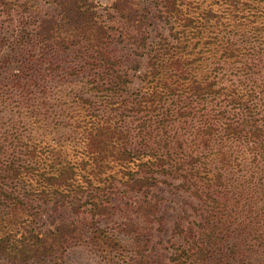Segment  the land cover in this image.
Here are the masks:
<instances>
[{
  "label": "trees",
  "instance_id": "trees-1",
  "mask_svg": "<svg viewBox=\"0 0 264 264\" xmlns=\"http://www.w3.org/2000/svg\"><path fill=\"white\" fill-rule=\"evenodd\" d=\"M156 1L171 15L180 14L186 4L185 0ZM48 2L57 6L58 15L35 21V29L24 33L14 54L21 52L23 56L38 49L41 63H47L45 57L53 59L50 54H74L83 66L100 70L99 76L109 74L111 80L119 65L110 53L109 45L115 38L95 2ZM145 4L146 0H114L118 41L147 48L151 24ZM32 8L21 0H0V13L7 10L11 14L21 9V15H25ZM186 22L183 24L186 28L199 29L192 19L186 18ZM210 34L211 39L205 44L211 54L209 58L201 57L206 59L202 63L187 51L188 44L177 48L164 44L156 53H147L149 87L140 103L128 107L130 115L115 100L122 84L118 74L110 86L88 88L79 94L88 119L78 122L87 134L88 160L69 166L59 177L46 179L51 185L68 190L75 187L80 166H92L96 175L119 167L120 179L113 181L125 187L119 194L123 195L129 213L124 214L126 219L118 227L131 233L135 243L133 252L128 250L131 257L126 264H158L150 259L140 238L146 228L159 220L162 198L153 189L167 183L169 178L180 181L179 188L198 201L197 205L189 202L197 217L195 223L187 228L179 223L177 227L180 235L193 238L192 246L173 244L169 264L211 261L223 264L225 255H218L234 226L233 220H239L236 215L240 208L255 211L252 212L255 217L264 222V63H257L253 49L242 48L246 46L243 35L226 29ZM195 48L196 43L192 49ZM203 63L210 68L204 69ZM26 80L38 79L27 76L19 79ZM19 89V102L27 103L34 117L48 120L51 110L48 89L41 86ZM97 92H107L99 107L93 101ZM130 116L135 117L133 122ZM3 196L0 218L4 213L11 218L0 219V225L12 220L17 229L0 237V257L11 263L56 262L60 252L79 245L89 246L107 258L121 256L129 247L100 226L96 217L111 211L93 198L88 200L91 219L61 221L52 230L43 232L37 231L32 218L39 215L35 210L40 205L9 193ZM72 208L77 214L84 212L79 204L73 203ZM184 210L187 214V209ZM235 252V248H230L227 258Z\"/></svg>",
  "mask_w": 264,
  "mask_h": 264
},
{
  "label": "rangeland",
  "instance_id": "rangeland-1",
  "mask_svg": "<svg viewBox=\"0 0 264 264\" xmlns=\"http://www.w3.org/2000/svg\"><path fill=\"white\" fill-rule=\"evenodd\" d=\"M93 1L115 38V42L109 45L110 53L112 58L119 61L116 67L118 73L115 72L114 77L120 75L118 80L122 83L115 100L122 103L121 109L127 115H130L128 107L140 103L145 89L149 87L147 53H156L164 44L176 48L188 44L190 46L187 51H190L193 58L201 59L202 63L206 61L202 58H209L211 54L205 44L211 39L210 33L226 29L232 31V34L243 35L246 46L242 48L253 49L257 63H264V0H185L182 12L173 15L156 0H146L151 24L146 49L138 48L128 41H118L119 35L115 34L118 17L112 8L114 0ZM21 2H27L33 8L25 15H21V9L14 10L11 14L7 10L0 13V199L4 198L5 193H9L31 199L36 205H40L35 210L39 215L32 218L37 231L45 232L52 230L61 221L91 219L93 216L87 212L91 207L88 200L93 198L95 203L100 202L111 211L107 215L96 217L100 226L129 246L123 255L107 258L89 246L79 245L62 254L60 252V258L56 262L42 260L30 261L29 264H126L135 243L131 233L122 232L118 227L129 213L126 211L123 195L119 194V191H125V187L113 181V178L120 179L117 173L119 167L96 175L92 166H80L77 169L79 176L77 175L73 185L75 187L68 190L57 188L46 180L59 177L69 166L80 165L82 160H88L85 151L87 134L85 127L79 128L78 123L88 119L83 100L78 95L88 88L110 86L116 78L111 75L109 80V74L99 76L100 70L83 66L74 54H50L53 59L45 57L47 63H41L42 59H38V49L28 51L23 56L21 52L14 54L13 50L22 41L24 33L27 35L35 29V21L58 15L57 6L48 0ZM210 13L212 16H209ZM186 18L192 19L199 29L186 28L183 25L187 23ZM195 43L198 48L192 49ZM9 55L11 58H8ZM27 57L29 59L26 60ZM258 59L261 61L258 62ZM203 68L210 66L204 65ZM26 76L38 80L19 81L20 77ZM21 86H41L48 89V97H51L48 120L45 121L41 116L34 117L28 104L19 102ZM106 94L107 92H97L93 98L96 107L103 105L102 97ZM133 118L135 117L131 118L132 122ZM81 125L85 126L84 123ZM180 183L169 178L167 183L153 189L162 198L158 211L159 220L154 226L146 228L140 239L150 259L158 264H169L173 244L183 248L192 246L193 238L180 235L177 227L179 223L186 228L188 224L195 223L197 217L193 215L189 202L197 205L198 201L179 188ZM73 203L81 205L84 212L77 214L72 208ZM250 203L257 208L255 203ZM184 209H187V214ZM246 212L249 210L240 208L236 215L239 220H233L234 226L226 236L222 253L218 255H225L223 264H264V222H261L260 217H255L252 213L255 211ZM1 216L4 217L0 219L4 220L11 218L6 213ZM13 222L10 220L0 225V237L17 229ZM230 248H235L236 252L233 257L230 254L227 258ZM0 264L16 263L0 257ZM208 264H214V261Z\"/></svg>",
  "mask_w": 264,
  "mask_h": 264
}]
</instances>
